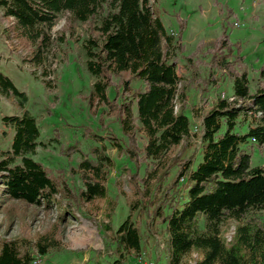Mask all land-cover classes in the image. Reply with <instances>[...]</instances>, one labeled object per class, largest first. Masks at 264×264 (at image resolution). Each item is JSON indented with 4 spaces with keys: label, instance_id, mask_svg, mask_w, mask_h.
<instances>
[{
    "label": "trees",
    "instance_id": "obj_1",
    "mask_svg": "<svg viewBox=\"0 0 264 264\" xmlns=\"http://www.w3.org/2000/svg\"><path fill=\"white\" fill-rule=\"evenodd\" d=\"M154 1L0 0L2 13L36 40L31 59L37 64L41 46L49 39L47 29L61 13L67 15L71 34L73 22H87L81 46L86 68L95 79L83 96L103 127L108 116L119 123L123 137L109 128L107 139L123 154L126 162L120 170L131 186L129 195L121 191L128 197V213L116 225L113 217L119 200L107 186L113 161L105 152L104 137L91 129L87 130L93 142L80 151L77 165L68 171L77 173L80 186L71 185L64 169L35 159L36 146L57 140L58 131L47 140L39 138L36 117L25 109L27 94L0 72V91L13 95L24 109L4 116L13 132L10 146L0 152L2 206L19 201L24 206L59 208L56 222L33 238L0 237V264H27L33 248L46 253L61 247L59 223L72 213L73 204L83 202L103 213L99 228L105 253L96 251L95 264H129L130 255L156 240L163 222L169 264H181L195 251L196 264H264V166L250 159L252 146L264 143V60L250 87L241 55L225 52V38L207 41V61L230 73L234 98L218 93L202 113L193 105L191 111L198 115L193 131L195 123L185 111L189 91L199 84L200 90L216 84L217 76L211 70L198 77L196 70L184 71L185 64L170 58L176 40L181 51L184 43L166 30L155 14ZM197 152L201 159L193 166ZM120 183L118 179L119 188ZM230 220L234 232L227 242L223 231ZM104 256L112 258L106 261Z\"/></svg>",
    "mask_w": 264,
    "mask_h": 264
},
{
    "label": "rangeland",
    "instance_id": "obj_2",
    "mask_svg": "<svg viewBox=\"0 0 264 264\" xmlns=\"http://www.w3.org/2000/svg\"><path fill=\"white\" fill-rule=\"evenodd\" d=\"M153 3L155 14L166 30L175 39L179 35L180 42L184 43L181 51L176 40L175 46L170 50V58L181 65L185 64L184 71L196 70L198 77H206L211 70L217 76L216 84L207 85L202 90L203 85L199 84L189 91V111H185L190 115L191 123L198 122V115L191 111L193 105L198 107L197 113H202L211 107L218 93L226 98L232 95L230 73L207 61L209 53L204 51L207 41L225 38V52L230 51L232 56L241 55L249 86L255 84L258 67L264 60V0H155ZM68 25L67 15L63 12L58 21L47 29L49 39L41 46V63L37 64L31 59L36 40H32V43L22 33L16 20L4 15L0 9V72L27 94L25 109L36 117L40 128L39 138L47 140L53 132L58 131L57 140L37 145L32 156L46 166L64 169L74 188L81 185V180L76 172L75 175H69L68 171L77 165L80 151L86 150L93 142L87 129L104 137L102 142L106 147L105 152L113 161L107 180L108 193L117 194L119 200L113 217V222L117 225L128 213L127 195L130 194L131 186L120 170L126 160L108 142L107 134L109 128L121 137L123 134L114 116L104 118L103 127L98 113L89 111L83 95L91 88L95 77L86 68V56L81 46L82 37L87 35L88 24L73 22L72 34ZM184 54H189L191 59L185 58ZM178 106L177 104V108ZM22 110L24 109L19 107L13 95L0 91V152L10 146L13 132L4 116L20 114ZM240 130H246L245 123H242ZM195 140L199 142L198 138ZM191 150L189 148L187 152ZM250 153L252 164L264 166V143L261 146L254 144ZM200 159L201 154L197 152L193 166ZM118 179L121 180L120 188ZM2 187L0 180V237L24 235L33 238L36 233L56 222L59 212L56 204L49 209L42 205L24 206L19 201L2 206ZM121 191H125L127 195ZM73 205L72 213H67L59 223L57 234L61 247L52 248L46 253L32 249L33 256H39L45 264H95L96 251L105 249L103 231L99 228L103 218L102 211L96 209L91 202ZM261 212L264 217V209ZM139 227L144 235L143 221L139 222ZM233 232L234 221L230 220L223 231L227 242L231 241ZM167 238L168 232L163 222L156 240L146 242L140 252L130 255L128 263L143 264L138 256L143 254L140 255L142 260L148 258L154 264H169ZM198 256L196 251L192 252L181 264H196ZM104 257L106 261L112 258Z\"/></svg>",
    "mask_w": 264,
    "mask_h": 264
},
{
    "label": "built area",
    "instance_id": "obj_3",
    "mask_svg": "<svg viewBox=\"0 0 264 264\" xmlns=\"http://www.w3.org/2000/svg\"><path fill=\"white\" fill-rule=\"evenodd\" d=\"M233 98H234L233 95H230L228 99L232 100ZM175 109H177V105H175ZM196 130H197V123L193 125V131H196ZM140 255L143 256V254L138 255L139 260L143 261V264H154V261L152 259H148V258H144V260L140 259ZM27 264H45V263L43 262L42 258H40L39 256H33Z\"/></svg>",
    "mask_w": 264,
    "mask_h": 264
}]
</instances>
